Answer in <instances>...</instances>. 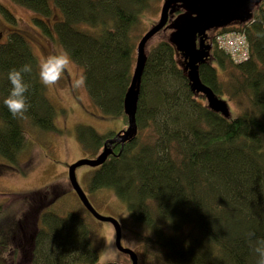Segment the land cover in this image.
I'll use <instances>...</instances> for the list:
<instances>
[{
	"label": "trees",
	"instance_id": "trees-1",
	"mask_svg": "<svg viewBox=\"0 0 264 264\" xmlns=\"http://www.w3.org/2000/svg\"><path fill=\"white\" fill-rule=\"evenodd\" d=\"M9 1L33 12L35 25L82 68L99 113L121 117L128 126L123 102L143 36L140 25L161 0ZM55 10L59 20H52ZM0 12L16 21L1 5ZM224 30L246 36L248 58L235 62L209 35L211 56L199 74L241 111L224 117L193 93L183 59L164 38L147 52L137 136L123 147L113 145V154L87 176L91 192L111 190L125 205L137 226L141 264H257L248 234L264 239V0L249 22ZM24 64L33 69L25 75L30 107L23 118H14L3 103L11 89L8 73ZM38 64L19 30L0 41V157L9 162L18 161L27 145L25 120L42 131L56 129ZM116 134L105 138L81 127L77 139L92 157ZM40 219L31 256L19 264H99L100 246L83 216L47 212Z\"/></svg>",
	"mask_w": 264,
	"mask_h": 264
},
{
	"label": "rangeland",
	"instance_id": "rangeland-1",
	"mask_svg": "<svg viewBox=\"0 0 264 264\" xmlns=\"http://www.w3.org/2000/svg\"><path fill=\"white\" fill-rule=\"evenodd\" d=\"M162 4L163 0L157 12L146 16L141 23L142 35L159 20ZM0 5L10 10L16 18L14 23L10 22L0 12V41H5L13 30H19L30 40L39 61L53 52L63 50L35 25L33 12L9 0H0ZM60 18L61 13L55 10L52 20ZM168 34L169 31L155 35L147 44L146 52L162 39H167ZM80 73L82 68L72 61L60 87L70 83ZM46 92L56 110L54 119L56 129L42 131L34 127L30 121L25 120L28 142L17 157L18 161L9 162L0 157V165L3 166H0V264H18L22 261V259L19 260L20 256L12 253L15 244L14 234L19 233L15 218L21 217L26 212L29 202L27 200L32 195H36L38 199L35 204L38 206V216L46 210L45 212H53L58 216L77 214L88 220L93 229V236L99 243L100 254L105 249L110 251V254L103 258L100 255L99 264H130V258L120 253L115 247L113 226L110 223L98 221L89 214L72 190L68 178V167L71 164L82 158H95L103 150L101 147L92 157H90L91 154H86L77 139L78 129L91 127L105 138H109L111 134L115 135L124 130L127 125L121 117L109 118L101 115L91 104L85 88L64 95H61L57 88H47ZM228 105L231 112L241 111L240 105L233 102H228ZM93 169L89 166L78 168L76 174L81 187L100 215L116 218L120 222L122 244L138 254L139 264H141L142 245L133 231L137 226L129 219L123 202L119 201L111 190L90 191L87 176L92 174ZM44 195L47 197L45 198ZM42 201L47 203L43 208ZM40 224L41 222L38 223V227Z\"/></svg>",
	"mask_w": 264,
	"mask_h": 264
},
{
	"label": "water",
	"instance_id": "water-1",
	"mask_svg": "<svg viewBox=\"0 0 264 264\" xmlns=\"http://www.w3.org/2000/svg\"><path fill=\"white\" fill-rule=\"evenodd\" d=\"M263 0H164L159 20L141 37L136 50V62L130 86L125 94L123 108L128 126L119 131L114 138L105 141L102 152L95 158H82L68 168V178L72 189L85 209L92 217L101 222L110 223L115 231L116 249L130 258V264H139L138 254L122 244V226L113 217L100 215L92 206L81 187L76 170L83 166L97 168L113 154V145L122 147L133 140L138 133L136 113L140 97L141 80L147 60L146 47L149 41L161 31L168 30V41L175 46L183 59L182 67L186 72L190 89L196 95L205 98L207 106L230 117L228 102L218 97L200 78V65L208 62L212 45L208 43V32L223 29L233 24H244L253 17V12ZM178 10L181 13L175 15ZM123 264V263H106Z\"/></svg>",
	"mask_w": 264,
	"mask_h": 264
},
{
	"label": "clouds",
	"instance_id": "clouds-1",
	"mask_svg": "<svg viewBox=\"0 0 264 264\" xmlns=\"http://www.w3.org/2000/svg\"><path fill=\"white\" fill-rule=\"evenodd\" d=\"M71 64V56L65 50L47 55L38 64L40 82L47 88H57L61 95L85 88L87 77L84 73H80L70 83L60 87V83ZM32 71L31 64H24L19 69L13 68L8 73L11 89L3 103L14 118H23L30 107L26 96L30 85L25 82V75L32 73ZM248 235L249 246L258 257L257 264H264V239L253 240L252 237L255 234L249 233ZM108 254H110V251L105 249L102 250L100 255L103 258Z\"/></svg>",
	"mask_w": 264,
	"mask_h": 264
},
{
	"label": "flooded vegetation",
	"instance_id": "flooded-vegetation-1",
	"mask_svg": "<svg viewBox=\"0 0 264 264\" xmlns=\"http://www.w3.org/2000/svg\"><path fill=\"white\" fill-rule=\"evenodd\" d=\"M0 166L3 167L2 165ZM46 195H44L45 198L47 197ZM35 196L36 195H32L29 197L30 199L28 198L29 200L27 201L29 202L26 212H24L21 217L15 218V225L19 226V233L14 234L13 240L15 244L13 247L14 252L12 253H15L16 256H20V261L23 258H27L29 255L31 256L38 223L41 222L40 216H38V206L35 205L38 199ZM42 199L44 200V197ZM44 201H42V208L47 205ZM45 211L46 210H44V213H47Z\"/></svg>",
	"mask_w": 264,
	"mask_h": 264
},
{
	"label": "built area",
	"instance_id": "built-area-1",
	"mask_svg": "<svg viewBox=\"0 0 264 264\" xmlns=\"http://www.w3.org/2000/svg\"><path fill=\"white\" fill-rule=\"evenodd\" d=\"M214 39L216 45L235 62H242L248 58V43L243 33L219 32Z\"/></svg>",
	"mask_w": 264,
	"mask_h": 264
},
{
	"label": "bare ground",
	"instance_id": "bare-ground-1",
	"mask_svg": "<svg viewBox=\"0 0 264 264\" xmlns=\"http://www.w3.org/2000/svg\"><path fill=\"white\" fill-rule=\"evenodd\" d=\"M127 122H128V120H127ZM127 124H128V123H127ZM126 128H127V126H126ZM126 128H125V129H126Z\"/></svg>",
	"mask_w": 264,
	"mask_h": 264
}]
</instances>
